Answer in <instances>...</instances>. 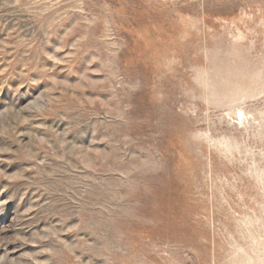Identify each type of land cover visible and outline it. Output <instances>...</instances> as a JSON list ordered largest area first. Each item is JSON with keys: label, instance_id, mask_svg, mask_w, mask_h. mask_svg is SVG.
I'll return each instance as SVG.
<instances>
[{"label": "rangeland", "instance_id": "rangeland-1", "mask_svg": "<svg viewBox=\"0 0 264 264\" xmlns=\"http://www.w3.org/2000/svg\"><path fill=\"white\" fill-rule=\"evenodd\" d=\"M0 264H264V0H0Z\"/></svg>", "mask_w": 264, "mask_h": 264}]
</instances>
